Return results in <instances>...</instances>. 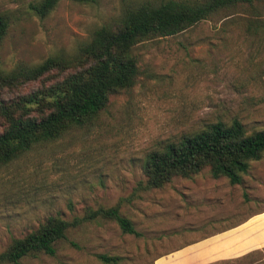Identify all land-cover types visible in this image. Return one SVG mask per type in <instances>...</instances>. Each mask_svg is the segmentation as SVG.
I'll return each instance as SVG.
<instances>
[{
    "label": "rangeland",
    "instance_id": "1",
    "mask_svg": "<svg viewBox=\"0 0 264 264\" xmlns=\"http://www.w3.org/2000/svg\"><path fill=\"white\" fill-rule=\"evenodd\" d=\"M30 1L0 0L12 15L0 70L72 53L125 5L145 0H58L44 18L28 8ZM224 13L137 44L139 74L130 89L113 95L91 123L0 169V251L50 215L71 219L119 203L136 234L99 217L70 229L54 255L17 264H155L183 247L156 264L264 263V155L237 184L205 168L160 188H138L146 153L166 140L233 118L247 131L264 128V29L247 30L234 21L240 14L222 19ZM254 250L260 251L246 256Z\"/></svg>",
    "mask_w": 264,
    "mask_h": 264
},
{
    "label": "trees",
    "instance_id": "2",
    "mask_svg": "<svg viewBox=\"0 0 264 264\" xmlns=\"http://www.w3.org/2000/svg\"><path fill=\"white\" fill-rule=\"evenodd\" d=\"M70 1L87 4L97 0ZM57 2L33 0L28 8L44 18ZM243 7L250 15L239 11ZM224 11L222 19L240 14L234 21L246 25L247 30L264 29V0L131 2L115 19L97 26L74 52L56 53L35 65L20 63L11 70H0V169L34 146L91 123L107 108L113 95L130 89L139 74L137 44L180 33ZM11 19L10 11L0 9V43ZM32 83L35 86L30 90L23 89ZM5 91L11 93L9 98L3 97ZM263 155L264 128L247 131L237 118L217 120L148 151L142 165L145 179L138 182V188H160L174 177L192 178L205 168L212 177L224 176L237 184L250 162ZM99 217L114 220L124 233L136 234L132 221L120 212L119 203L88 208L71 219L50 215L24 236L13 237L0 251V264H17L40 254L54 255L56 244L70 229ZM99 257L109 263L117 260L106 254Z\"/></svg>",
    "mask_w": 264,
    "mask_h": 264
},
{
    "label": "crops",
    "instance_id": "3",
    "mask_svg": "<svg viewBox=\"0 0 264 264\" xmlns=\"http://www.w3.org/2000/svg\"><path fill=\"white\" fill-rule=\"evenodd\" d=\"M201 241H203V240H201ZM191 245V244H190ZM190 245H188V246H190ZM187 246V247H188ZM183 248H186V247H183ZM183 248H181V249H178V250H175V251H173V252H171L170 254H166L165 256L163 255V256H159V257H157L156 258V260H160L161 258H163V259H168V257L169 258H173V256L175 255V254H177L178 252H181L180 250H182ZM156 260H155V264H156Z\"/></svg>",
    "mask_w": 264,
    "mask_h": 264
}]
</instances>
